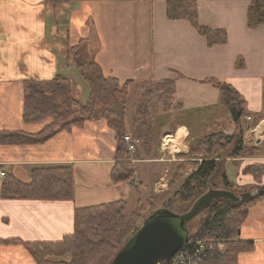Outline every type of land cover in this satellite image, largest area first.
<instances>
[{"label":"crops","instance_id":"crops-1","mask_svg":"<svg viewBox=\"0 0 264 264\" xmlns=\"http://www.w3.org/2000/svg\"><path fill=\"white\" fill-rule=\"evenodd\" d=\"M166 1L71 0L53 8L46 0H0V131L35 133L48 122H23V81L40 82L55 76L69 80L74 68L67 62L66 49L78 44L106 78L128 84L129 92L134 85L143 92L144 81L172 80L175 103H181V108L164 112L165 122L159 126L158 115L154 117L151 153H142L146 160L133 163L135 187L111 182L117 136L105 120H89L81 128L62 130L43 144L0 145V167L6 177L28 183L34 168L70 166L74 182V196L69 201L0 196V241L59 242L73 233L75 209L119 200L126 205L133 200L136 206L151 197L147 192L143 199L135 194L142 192V183L146 190H154L159 168L170 167L176 155L166 152L162 137L192 146L213 129H205L201 122L211 125L219 117V92L203 82L205 79L226 83L240 95L249 114L247 125L252 115L262 112L264 25L247 27L250 0H196L198 23L226 32V43L212 47L188 21L167 19ZM126 119V130L132 129V120L128 125ZM189 120L192 124L185 122ZM254 124L258 125L247 133L244 144L256 148V155L229 158L225 163L235 188L264 186V174L256 180L243 172L253 164L264 166V117ZM170 140H165L166 146ZM137 167L145 169L143 176H136ZM3 182L0 179V186ZM181 183L171 189L169 198ZM239 239L251 242L254 249L240 254L238 264H264V200L249 208ZM0 264L36 262L22 244L0 243Z\"/></svg>","mask_w":264,"mask_h":264},{"label":"trees","instance_id":"trees-1","mask_svg":"<svg viewBox=\"0 0 264 264\" xmlns=\"http://www.w3.org/2000/svg\"><path fill=\"white\" fill-rule=\"evenodd\" d=\"M70 1L46 0V3L57 8ZM166 18L188 21L198 34L205 38L208 47L222 45L227 41L224 30H211L198 23L196 0H167ZM246 25L249 29L264 25V0H250L246 12ZM81 47V44H78L67 48V61L73 62L76 72L89 87L90 97L87 103H79L73 98L69 81L61 76L40 82L25 80L23 122L25 124L48 122L35 133L0 131V145L43 144L62 130L81 128L89 120H105L107 126L117 136L111 182L113 184L126 182L135 187L133 164L125 161L124 138L127 133L123 114L129 94L128 84L119 85L115 78H106L97 63L85 54ZM236 65L240 67L239 60ZM203 82L219 92V117L216 122L214 121L213 129L190 147L184 157L185 160L174 166L169 186H174L181 178L182 183L168 201L161 204L157 197L152 195L144 201H139L132 213H128L126 202L123 200L75 209L73 233L59 242L24 243L8 240L0 243L22 244L36 264H110L128 238L140 227L143 219L154 210L161 207L172 210L173 203L178 201L186 203L185 208L179 213L186 212L209 188L234 192L233 184L229 182L225 172V163L229 158L255 153L244 148L241 139V130L244 125L246 126V117L249 114L244 108L242 98L232 87L216 79H205ZM142 85L146 87L139 98L144 105L139 107L149 104L154 96L163 101V112L181 108V103L174 102L175 83L172 80L144 81ZM147 101L149 103L146 104ZM223 112L228 113L239 133L230 135L223 133L224 126L218 122L224 118ZM142 113L147 120L139 125L132 120V126L133 129L135 126V136L138 135L143 140L141 151L149 156L155 143V135L149 125L150 111L146 108ZM252 116L255 117V122L260 121L264 117V108L262 112ZM244 172L259 180L264 174V166H249ZM186 173L187 176L182 177ZM248 191L247 188H241L235 193ZM0 196L5 199L72 200L74 196L72 167L34 168L30 172L28 183L8 176L0 186ZM263 200L264 192L239 202L215 199L198 215L204 217L196 229L192 230L191 221L188 224V239L204 242L201 243L203 253L196 264H238L240 254L251 252L254 246L251 242L241 241L239 232L249 208ZM217 240L233 242L225 253H221L218 248L209 247L208 241L215 246ZM194 258L195 256H192V260Z\"/></svg>","mask_w":264,"mask_h":264},{"label":"rangeland","instance_id":"rangeland-1","mask_svg":"<svg viewBox=\"0 0 264 264\" xmlns=\"http://www.w3.org/2000/svg\"><path fill=\"white\" fill-rule=\"evenodd\" d=\"M69 81V83H70V89H71V93H72V96L74 97V99H76L79 103H82V104H85V103H87V101H88V99H89V97H90V90H89V87L87 86V84H85L84 83V81H83V79L82 78H80V76H79V74L76 72V70L74 71L73 70V76L68 80ZM219 81V80H218ZM208 84V83H207ZM226 84V83H225ZM228 85V84H227ZM77 86V87H76ZM135 87L134 88H132L131 89V91L129 92V95H127V101H126V103H125V111H124V114H123V116L124 117H127V123H128V125L130 124V121L131 120H135V122H136V124L137 125H139V123H141V122H144V121H146L147 120V118H145V116H144V114L142 113V111H144V109H148L149 111H150V113H151V117H150V119H149V125H151V123L153 122V120H154V117L156 116V115H158L157 116V118L158 119H156V122H157V125L159 126L160 124H162V123H164L165 122V120H163L162 119V117H163V114H164V112H163V110H162V108H163V101L161 100V99H159V98H157V97H154L153 96V98L150 100V103L147 101L146 102V104L147 103H149V104H147L146 106H144V107H139V105H141V106H143L144 104H142L141 102H140V98H139V95H140V92H142L140 89H141V87L139 86V85H134ZM211 86V85H210ZM230 86V85H229ZM145 87H146V85H144V88H143V90L145 89ZM231 87V86H230ZM73 90V91H72ZM217 90V89H216ZM80 94V96H78V93ZM173 98H174V95H173ZM174 102H175V99H174ZM243 102V101H242ZM243 105H244V102H243ZM244 108H245V105H244ZM218 109V108H217ZM246 110V109H245ZM217 111V110H216ZM263 111V110H262ZM223 114H224V118L222 119V126H224V129H223V133H226V134H228V135H230V134H232V133H239V130L237 129V126H236V128H234V124H233V122H232V120H231V118H230V116H228V113L227 112H223ZM118 115V114H117ZM160 117V118H159ZM165 117H167V116H165ZM190 117V116H189ZM117 119H119V117L117 116L116 117ZM186 119V118H185ZM210 119V118H209ZM252 120L249 122V125H247L246 124V126L244 125L243 126V128H242V130H241V139H242V145H243V147L244 148H246V149H248V150H253L255 153L254 154H247V155H243V156H239V157H237V159H239V158H244V157H252V156H254V155H256V152L257 151H255V150H257L256 148H251V147H248V146H246L245 144H244V138H245V136L247 135V133L250 131V130H254L256 127H257V125L258 124H254L255 123V117H253V118H251ZM188 120V119H187ZM186 123H188L189 122V124H192L191 123V121L189 120V121H185ZM252 124H254L255 126H253ZM204 125H205V129H209V128H212V124L210 125V123H206V124H203L202 122H201V126L202 127H204ZM136 129H137V127H136ZM134 131H135V126H134V129L132 128L131 129V127L128 129V130H126V138H127V140L131 143V144H133L134 145V153L132 154V156H133V159H134V161H137V162H139L140 160H141V158H143V160L145 159V157H143V155H142V151H141V149H142V145H143V140H142V138L141 137H139L138 135H136L135 136V134H134ZM233 131H235V132H233ZM153 133H154V131H153ZM139 134H140V132H139ZM162 134V133H161ZM154 136V135H153ZM125 138V139H126ZM201 138V137H200ZM199 138V139H200ZM167 139L169 140V139H171L167 144H168V146H166V142H165V140L167 141ZM173 138L171 137H166L165 135L162 137V143L161 144H163V147H164V149L166 150V152L167 151H174V152H176V155L174 156V160L172 161V163H171V165H169L170 167H168V168H166V167H161V168H159V172H158V175H159V177L157 178V180H156V183L158 182V183H161V185H162V191L161 192H158L157 190H152L151 188H150V190L148 191V190H146L147 189V186L144 184V183H142L141 184V188H142V192H136V194H135V197L136 198H139V199H143V196H144V194H145V192H147V194H151V195H155L156 197H157V199H158V201H159V203H164V202H166V201H168V199H169V195H171V194H169L172 190L171 189H173L174 187H176L179 183H181V181H182V178L181 179H179L176 183H175V185L174 186H169V183H170V181H171V174L173 173V169H174V165H177V164H180V163H182V161H184L185 160V156L187 155V153L189 152V149H190V147H191V145L190 144H187L186 146H183V145H181V144H179V143H177V142H175V141H173L172 140ZM127 140L125 141V146H126V148H127ZM193 140V139H192ZM195 141V140H194ZM197 141H195L194 143H193V145L196 143ZM189 145H190V147H189ZM192 145V146H193ZM189 147V149H187V152L186 153H182V152H184L185 150H186V148H188ZM163 154V153H162ZM173 154V153H172ZM175 154V153H174ZM173 154V155H174ZM171 155V154H170ZM168 156V155H167ZM152 158V157H151ZM164 160L166 159V158H168V157H162ZM162 159V160H163ZM146 160V159H145ZM135 163V162H134ZM253 165H258V164H253ZM253 165H251V166H253ZM140 167L142 166V165H139ZM173 167V168H172ZM137 169H138V167H137ZM145 170V169H144ZM144 170H140V169H138L137 171H136V176L137 177H141V176H143L142 175V173H143V171ZM243 172H244V170H243ZM187 176V173L184 175L183 174V176L182 177H186ZM153 187H154V185H153ZM241 188H246V187H241ZM241 188H235L234 186H233V190L235 191V192H237L238 191V189H241ZM252 188H254V190H250V189H252ZM259 187H257V186H253V187H251V188H247V189H249V191L250 192H253V191H255V190H257ZM154 191V192H153ZM156 192V193H155ZM238 194H240V193H238ZM134 197V198H135ZM172 197V196H171ZM170 197V198H171ZM173 208H172V210L174 211V212H176V213H179V212H182V210L185 208V206L184 205H186V203H180V202H178V201H176V202H174L173 203ZM135 202L133 201V200H131V201H129V203H128V205H127V210H128V212L129 213H131V212H133L134 210H135ZM202 217H204L203 215H201V216H198L197 218H195L193 221H192V223H191V226H192V230L193 229H196L197 228V226L199 225V223H200V220L202 219ZM213 242H215V241H213ZM233 241L232 240H217L216 242H215V247L216 248H218L219 249V252H221V253H225L226 252V250H228V248L231 246V243H232ZM212 243V242H211Z\"/></svg>","mask_w":264,"mask_h":264},{"label":"water","instance_id":"water-1","mask_svg":"<svg viewBox=\"0 0 264 264\" xmlns=\"http://www.w3.org/2000/svg\"><path fill=\"white\" fill-rule=\"evenodd\" d=\"M263 192L264 187L239 195L209 188L184 213L178 214L166 208H159L143 220L142 226L129 237L110 264H158L166 261L187 240L189 222L213 200L228 199L239 202Z\"/></svg>","mask_w":264,"mask_h":264},{"label":"built area","instance_id":"built-area-1","mask_svg":"<svg viewBox=\"0 0 264 264\" xmlns=\"http://www.w3.org/2000/svg\"><path fill=\"white\" fill-rule=\"evenodd\" d=\"M128 155L131 157L134 153V145L131 144L128 141ZM0 176H4V173L0 171ZM201 243H204L203 241H188L184 244V246L178 251V253L175 255V257L165 263V264H196L199 262V258H201V254L203 253V246ZM209 247H215L214 244L209 242ZM212 244V245H211ZM192 256H195L194 260H192Z\"/></svg>","mask_w":264,"mask_h":264}]
</instances>
